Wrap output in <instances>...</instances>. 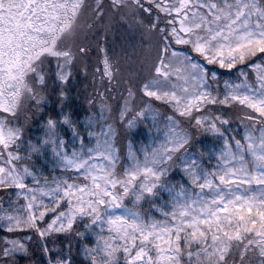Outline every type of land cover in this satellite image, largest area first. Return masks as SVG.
I'll use <instances>...</instances> for the list:
<instances>
[{"label":"snow or ice","instance_id":"1","mask_svg":"<svg viewBox=\"0 0 264 264\" xmlns=\"http://www.w3.org/2000/svg\"><path fill=\"white\" fill-rule=\"evenodd\" d=\"M21 260L264 264V0H0V264Z\"/></svg>","mask_w":264,"mask_h":264},{"label":"trees","instance_id":"2","mask_svg":"<svg viewBox=\"0 0 264 264\" xmlns=\"http://www.w3.org/2000/svg\"><path fill=\"white\" fill-rule=\"evenodd\" d=\"M95 37H93L92 39H94ZM113 42H116V48H119V50L120 51H122L121 49H120V47H119V41L118 40H112ZM125 44L127 43V41H125L124 42ZM121 53H123V52H121ZM89 79H90V77H89ZM83 87V81L82 80H80V81H78V82H76L75 83V85L73 86V88H72V91H71V98H72V105L75 107V109L77 110V111H79L80 110V106H81V103H82V101H83V95H81V97H80V100L79 101H77L76 100V96H75V93L78 91V89H80V88H82ZM232 119H233V117H232ZM235 120L236 119H233V121H234V123L232 124V127L233 128H235V127H237V125L239 124H237V123H235ZM20 264H25V262L23 261V260H21V262H20Z\"/></svg>","mask_w":264,"mask_h":264},{"label":"rangeland","instance_id":"3","mask_svg":"<svg viewBox=\"0 0 264 264\" xmlns=\"http://www.w3.org/2000/svg\"><path fill=\"white\" fill-rule=\"evenodd\" d=\"M95 39V38H94ZM93 39V40H94ZM116 42H113L112 40H110L109 41V43H108V48H109V51L110 52H115V53H118L119 55H121V56H123V53H121L122 51H120L119 50V48H116ZM115 46V47H114ZM233 119H236V116H235V114H233ZM235 123H239V120L238 119H236L235 120Z\"/></svg>","mask_w":264,"mask_h":264}]
</instances>
